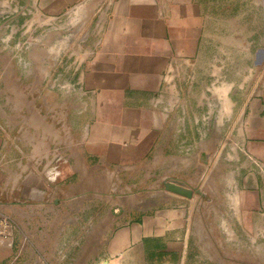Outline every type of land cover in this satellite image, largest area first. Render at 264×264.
<instances>
[{
  "label": "crops",
  "instance_id": "1",
  "mask_svg": "<svg viewBox=\"0 0 264 264\" xmlns=\"http://www.w3.org/2000/svg\"><path fill=\"white\" fill-rule=\"evenodd\" d=\"M15 52L66 100L33 110L11 151L0 116V194L22 182L19 198L42 209L37 161L52 167L63 140L71 167L190 189L205 174L217 189L214 227L196 225V195L165 191L137 219L110 212L67 264H264V0H0V85ZM77 180L65 187L111 186ZM2 225L0 264L13 254Z\"/></svg>",
  "mask_w": 264,
  "mask_h": 264
},
{
  "label": "rangeland",
  "instance_id": "2",
  "mask_svg": "<svg viewBox=\"0 0 264 264\" xmlns=\"http://www.w3.org/2000/svg\"><path fill=\"white\" fill-rule=\"evenodd\" d=\"M1 39L5 40V35ZM14 55L15 57L11 56L14 59L12 64L6 69L5 80L3 73L4 82L0 85V116L10 151L19 144L20 140H29L33 110L37 111L39 116H49L52 114L51 111L55 110L50 109L51 103L56 100L64 103L66 100L64 88H59V91H49V77L44 79L45 83L38 78L37 84H34L32 68L29 65L26 68H19L16 52ZM57 111L59 121L56 125L57 131L59 134H64L67 130L64 123L65 108L58 107ZM49 126V123L44 125L46 130H49ZM53 126L52 123L51 128ZM37 127L40 128L41 125ZM62 142L53 149L52 167L48 159L37 161V195L42 194L44 201L47 202L42 209L37 206V212H30L27 207L29 202L19 198L21 190L25 188L22 182L20 191L18 188L12 189L10 185V188L0 194L2 208L0 219L6 232L11 234L7 244H13L11 246L13 254L3 264H67L77 255L83 238L89 232L110 217L114 218L110 212L122 214L126 219H137L141 213L160 204L158 197L165 193L164 185L150 186L151 182L146 183L144 173L125 171L119 174L102 169L96 172L92 163L87 162L82 165L81 162L77 164L76 160L72 167L66 165V155L63 150L65 141ZM8 159L11 161L8 164L10 167L14 157ZM29 169L25 166L23 176L26 178ZM73 174L78 175L76 183L83 178L89 185L99 179L101 183L104 180V187L109 182L111 186L99 190L86 185L74 187L72 191L65 187V180ZM191 184L192 189L199 192L195 194L198 210L196 225L200 224L203 228L214 227L209 214L215 207V203L211 204V198L217 196L215 185H211L205 174L200 181ZM81 197H84L85 203H82ZM66 201L70 204L65 205ZM12 203H16V206L13 207ZM58 206H61V212L57 211ZM123 223L124 221L116 222L114 228Z\"/></svg>",
  "mask_w": 264,
  "mask_h": 264
},
{
  "label": "water",
  "instance_id": "3",
  "mask_svg": "<svg viewBox=\"0 0 264 264\" xmlns=\"http://www.w3.org/2000/svg\"><path fill=\"white\" fill-rule=\"evenodd\" d=\"M164 186H165L166 191L177 194L179 196H182L188 199H192L196 193H199L198 191H195L193 189L185 188L184 186H177L172 183H165ZM104 264H107V263H104Z\"/></svg>",
  "mask_w": 264,
  "mask_h": 264
},
{
  "label": "built area",
  "instance_id": "4",
  "mask_svg": "<svg viewBox=\"0 0 264 264\" xmlns=\"http://www.w3.org/2000/svg\"><path fill=\"white\" fill-rule=\"evenodd\" d=\"M6 231H7V230H5L4 233H2V234L4 235L5 240H6V242H7V241H9V239H10V235H11V234H10L9 232L7 233ZM8 245L11 247L13 244L8 243Z\"/></svg>",
  "mask_w": 264,
  "mask_h": 264
}]
</instances>
